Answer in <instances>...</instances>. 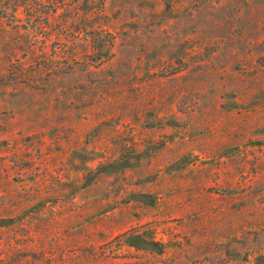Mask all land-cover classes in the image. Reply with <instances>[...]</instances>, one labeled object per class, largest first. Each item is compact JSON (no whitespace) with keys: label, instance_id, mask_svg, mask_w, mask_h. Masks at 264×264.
Instances as JSON below:
<instances>
[{"label":"rangeland","instance_id":"1","mask_svg":"<svg viewBox=\"0 0 264 264\" xmlns=\"http://www.w3.org/2000/svg\"><path fill=\"white\" fill-rule=\"evenodd\" d=\"M0 264H264V0H0Z\"/></svg>","mask_w":264,"mask_h":264},{"label":"trees","instance_id":"2","mask_svg":"<svg viewBox=\"0 0 264 264\" xmlns=\"http://www.w3.org/2000/svg\"><path fill=\"white\" fill-rule=\"evenodd\" d=\"M140 237V236H139ZM142 241H144V243H141V242H137V241H134V240H132V241H129V243L131 244V245H134V246H136V247H147V248H153V246L155 247V246H157L158 247V251L159 252H162L163 251V248H162V244H160L159 242H154V241H146V239H142V238H140Z\"/></svg>","mask_w":264,"mask_h":264}]
</instances>
